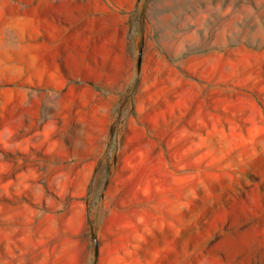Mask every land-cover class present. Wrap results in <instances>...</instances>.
<instances>
[{
	"label": "rangeland",
	"instance_id": "rangeland-1",
	"mask_svg": "<svg viewBox=\"0 0 264 264\" xmlns=\"http://www.w3.org/2000/svg\"><path fill=\"white\" fill-rule=\"evenodd\" d=\"M0 264H264V0H0Z\"/></svg>",
	"mask_w": 264,
	"mask_h": 264
}]
</instances>
